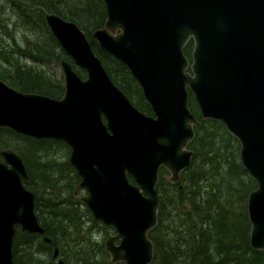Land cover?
I'll return each instance as SVG.
<instances>
[{"label": "water", "instance_id": "obj_1", "mask_svg": "<svg viewBox=\"0 0 264 264\" xmlns=\"http://www.w3.org/2000/svg\"><path fill=\"white\" fill-rule=\"evenodd\" d=\"M103 2L107 18L93 37L129 68L153 113L114 82L75 20L49 11L48 27L85 77L61 59L60 98L21 91L0 77V126L67 143L80 177L76 191H85L80 199L115 230L105 239L109 261L154 264L149 230L158 221L159 169L179 179L191 163L188 143L201 122L189 105L191 90L202 117L222 121L240 141L242 162L257 181L247 202L250 242L264 250V0ZM190 37L192 61L184 52ZM1 153L0 264H13L18 228L45 229L36 194L24 182L21 154L11 146ZM58 252L55 247L57 258Z\"/></svg>", "mask_w": 264, "mask_h": 264}, {"label": "trees", "instance_id": "obj_2", "mask_svg": "<svg viewBox=\"0 0 264 264\" xmlns=\"http://www.w3.org/2000/svg\"><path fill=\"white\" fill-rule=\"evenodd\" d=\"M49 11L75 20L114 82L137 107L153 113L129 68L104 51L93 37V31L107 18L103 0H0L2 79L21 91L62 97L64 78L49 65L63 58L73 61L47 25L45 14ZM193 40L191 37L189 43ZM184 51L191 56L189 48ZM73 66L85 77L79 66ZM189 105L201 121L194 126L195 135L188 143L194 154L176 181L165 176L164 166L159 169L158 221L149 230L153 263L264 264V250L250 242L247 202L257 181L242 162L240 141L222 121L202 117L191 90ZM7 146L23 158L28 172L24 182L36 194L37 216L45 229L42 234L18 228L12 246L13 264H57L58 258L64 264H124L110 262L105 248V239L114 228L94 218L80 199L85 191H76L80 177L70 161V146L58 139L37 138L0 126V160Z\"/></svg>", "mask_w": 264, "mask_h": 264}, {"label": "rangeland", "instance_id": "obj_3", "mask_svg": "<svg viewBox=\"0 0 264 264\" xmlns=\"http://www.w3.org/2000/svg\"><path fill=\"white\" fill-rule=\"evenodd\" d=\"M88 38H89V36H88ZM89 40H90V38H89ZM189 40L186 42V45H185L184 48H189L190 49L191 56H188V57H189L190 61H192V50H193V47H194L195 42L193 40V43H189L190 42ZM49 67L52 68L54 71H56V73H57L58 76H61L62 75L63 78H64V74H63L62 67H61V64L60 63H55V62L52 61V63L49 65ZM188 69L191 70L190 67ZM164 174H165L166 177H169L170 176V172L168 170ZM113 233H115V231Z\"/></svg>", "mask_w": 264, "mask_h": 264}, {"label": "bare ground", "instance_id": "obj_4", "mask_svg": "<svg viewBox=\"0 0 264 264\" xmlns=\"http://www.w3.org/2000/svg\"><path fill=\"white\" fill-rule=\"evenodd\" d=\"M39 46H40V45H39ZM40 47H41V46H40ZM43 47H44V46H43ZM43 49H44V48H43ZM43 49H42V50H43ZM43 51H44V50H43ZM39 52H40V51H39Z\"/></svg>", "mask_w": 264, "mask_h": 264}, {"label": "flooded vegetation", "instance_id": "obj_5", "mask_svg": "<svg viewBox=\"0 0 264 264\" xmlns=\"http://www.w3.org/2000/svg\"><path fill=\"white\" fill-rule=\"evenodd\" d=\"M130 98V97H129Z\"/></svg>", "mask_w": 264, "mask_h": 264}]
</instances>
